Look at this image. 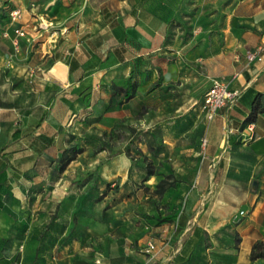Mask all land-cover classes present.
Here are the masks:
<instances>
[{
    "label": "crops",
    "instance_id": "1",
    "mask_svg": "<svg viewBox=\"0 0 264 264\" xmlns=\"http://www.w3.org/2000/svg\"><path fill=\"white\" fill-rule=\"evenodd\" d=\"M215 79L241 97L208 118ZM253 93L264 0L0 1V264H264L249 259L264 239ZM118 123L145 131L131 156L129 133L114 155L89 142Z\"/></svg>",
    "mask_w": 264,
    "mask_h": 264
},
{
    "label": "trees",
    "instance_id": "2",
    "mask_svg": "<svg viewBox=\"0 0 264 264\" xmlns=\"http://www.w3.org/2000/svg\"><path fill=\"white\" fill-rule=\"evenodd\" d=\"M160 81V77L157 79L156 83ZM130 88V84H128L126 89L125 97H128V91ZM251 91H248L250 93ZM237 98V100L240 98ZM236 100V101H237ZM264 115V94L261 93H253L252 100L250 101V112L248 116L245 118L243 126L248 125L250 123H253L257 116ZM242 127H240L241 129ZM148 132V131H147ZM126 133H129L128 135L131 136L130 140L125 144L124 146V152L131 156L130 151H133L136 153L135 149H133V143L134 141H142L143 135L145 134V131L140 129H135L133 127H130L129 125L118 123L114 129H112L107 135L105 136H99V137H91L89 139L90 143H93L95 147H97V150L106 149L108 151H111V155L116 154L118 151H115L114 146L116 142L122 141L128 137L126 136ZM255 134H251L249 139L255 138ZM152 141H149V145L154 144V137L152 136ZM153 142V143H152ZM155 147H153V153L157 155L162 148L159 143L155 142ZM152 148V147H151ZM82 150L81 147H79L76 143L70 144L67 148L62 149L60 156L56 159L57 164V170L61 171L65 168V166L75 158L77 153H79ZM132 158V157H131ZM151 163H148L146 167V175L152 174V171L150 169ZM108 188V186L105 188V190ZM104 190V192H105ZM93 192V191H92ZM155 192L158 194L161 192V185H157ZM101 196L97 193L95 195H92L91 192H89L87 195H85L84 200L89 199L90 201L98 200ZM82 212V209L77 210L76 213ZM170 219L166 218L162 221H169ZM257 258H264V239L255 241L252 246L249 253V259L255 260Z\"/></svg>",
    "mask_w": 264,
    "mask_h": 264
},
{
    "label": "built area",
    "instance_id": "3",
    "mask_svg": "<svg viewBox=\"0 0 264 264\" xmlns=\"http://www.w3.org/2000/svg\"><path fill=\"white\" fill-rule=\"evenodd\" d=\"M4 4L8 2V0H0ZM21 15V12L17 8L9 9L8 11V17L10 18V21H14L18 19ZM15 33L18 36L24 35V30L22 29H15ZM14 45L17 44V41L14 40ZM258 49L253 51H248L245 55L246 59L248 61L253 60L257 55ZM240 92L238 90H231L228 88L227 83L224 80L221 79H215L212 81L210 87L205 91V93L202 96V108L205 110L207 117L211 118L216 111L227 104L234 103L237 98L239 97ZM251 128V127H249ZM250 138V136L248 137ZM204 143V141L202 142ZM243 215L242 211H239V216ZM147 247L149 250L154 248L153 243H148Z\"/></svg>",
    "mask_w": 264,
    "mask_h": 264
},
{
    "label": "rangeland",
    "instance_id": "4",
    "mask_svg": "<svg viewBox=\"0 0 264 264\" xmlns=\"http://www.w3.org/2000/svg\"><path fill=\"white\" fill-rule=\"evenodd\" d=\"M119 143H121V142L119 141ZM116 147H117V145H116Z\"/></svg>",
    "mask_w": 264,
    "mask_h": 264
}]
</instances>
